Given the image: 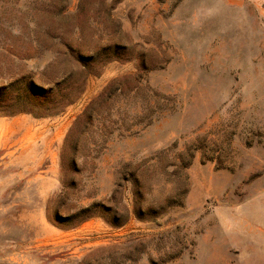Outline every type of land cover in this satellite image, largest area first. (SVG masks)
I'll use <instances>...</instances> for the list:
<instances>
[{
	"label": "rangeland",
	"instance_id": "374dc122",
	"mask_svg": "<svg viewBox=\"0 0 264 264\" xmlns=\"http://www.w3.org/2000/svg\"><path fill=\"white\" fill-rule=\"evenodd\" d=\"M66 1L124 55L0 115V264H264V0ZM61 4L0 0V84L63 78Z\"/></svg>",
	"mask_w": 264,
	"mask_h": 264
},
{
	"label": "trees",
	"instance_id": "16d2710c",
	"mask_svg": "<svg viewBox=\"0 0 264 264\" xmlns=\"http://www.w3.org/2000/svg\"><path fill=\"white\" fill-rule=\"evenodd\" d=\"M69 9L67 1L63 0L58 10L61 20H73L63 28L62 40L59 42L60 55L68 71L63 78L48 86L38 83L29 74H23L8 84H0V115L29 114L36 118L59 115L82 95L88 76L97 73L99 66L118 61L124 55L119 40H111L92 51L82 49L77 44V39L81 38L82 33L76 24L78 15H70ZM79 16L89 24L90 17L85 9ZM90 209L87 208L83 212L90 213ZM92 216L93 214H88L81 221Z\"/></svg>",
	"mask_w": 264,
	"mask_h": 264
}]
</instances>
